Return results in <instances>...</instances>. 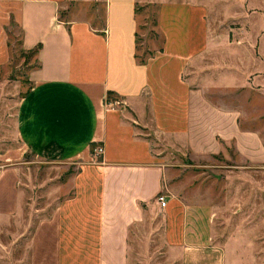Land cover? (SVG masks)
Wrapping results in <instances>:
<instances>
[{"label":"crops","instance_id":"obj_1","mask_svg":"<svg viewBox=\"0 0 264 264\" xmlns=\"http://www.w3.org/2000/svg\"><path fill=\"white\" fill-rule=\"evenodd\" d=\"M0 1L18 2L22 49L39 48L19 104L22 147L6 160L31 152L80 165L51 226L47 252L54 264H130L131 232L156 209L184 264H223V247L213 241L215 208L177 193L174 170L154 137L198 156L234 145L241 158L264 162L260 133L242 126V111L232 103L239 88L264 85V51L254 53L259 41L215 40L206 0L159 1L157 39H146L143 52L139 4L145 0H105L103 28L87 18L61 19L65 0ZM242 1L259 18L264 50V0L260 6ZM107 98L114 106L107 107ZM97 144L104 146L99 159ZM163 192L165 206L158 200Z\"/></svg>","mask_w":264,"mask_h":264},{"label":"rangeland","instance_id":"obj_2","mask_svg":"<svg viewBox=\"0 0 264 264\" xmlns=\"http://www.w3.org/2000/svg\"><path fill=\"white\" fill-rule=\"evenodd\" d=\"M159 1L139 4L140 52L146 39H157ZM206 1L211 4L212 37L218 42L258 40L254 53L261 56L264 50L257 32L259 18L249 15L245 1ZM254 3L261 5L259 0ZM105 7V0H65L59 16L64 20L87 18L94 27L103 28ZM17 10L18 2L0 1V181H15V187L7 188L2 185L4 181L0 184V264H54L47 252L51 249V226L59 202L73 192L68 182L80 165L46 161L31 152L13 160L14 165L6 160L7 152H18L22 147L19 104L30 86L28 73L37 65L36 56L22 49ZM110 101L107 98V107ZM232 103L242 111V126L259 132L264 142V85L239 88L232 94ZM154 139L155 148L174 170L177 193L191 202H207L215 208L213 241L223 247V264H264V162L241 158L234 145L224 153L198 156L167 148L163 145L165 138ZM10 170L17 172L16 176L7 175ZM165 229L159 209L133 228L130 264H184L181 249L170 245Z\"/></svg>","mask_w":264,"mask_h":264},{"label":"built area","instance_id":"obj_3","mask_svg":"<svg viewBox=\"0 0 264 264\" xmlns=\"http://www.w3.org/2000/svg\"><path fill=\"white\" fill-rule=\"evenodd\" d=\"M116 103V101H110L108 102V105L109 106H114V104ZM93 152L97 155V156H101L103 153H104V146L103 145H95L93 147ZM158 200L159 202L161 203L162 206H165L166 205V198L163 194H159L158 195Z\"/></svg>","mask_w":264,"mask_h":264},{"label":"trees","instance_id":"obj_4","mask_svg":"<svg viewBox=\"0 0 264 264\" xmlns=\"http://www.w3.org/2000/svg\"><path fill=\"white\" fill-rule=\"evenodd\" d=\"M38 50H39V48H36L35 50H33V51L29 52V53H32V54L36 55L38 53Z\"/></svg>","mask_w":264,"mask_h":264}]
</instances>
